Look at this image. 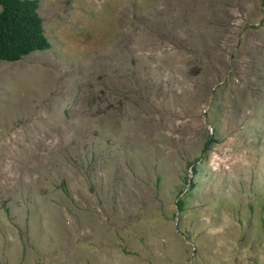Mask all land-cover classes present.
I'll return each instance as SVG.
<instances>
[{
    "label": "rangeland",
    "instance_id": "rangeland-1",
    "mask_svg": "<svg viewBox=\"0 0 264 264\" xmlns=\"http://www.w3.org/2000/svg\"><path fill=\"white\" fill-rule=\"evenodd\" d=\"M37 9L51 47L0 61V264H264V0Z\"/></svg>",
    "mask_w": 264,
    "mask_h": 264
},
{
    "label": "trees",
    "instance_id": "trees-1",
    "mask_svg": "<svg viewBox=\"0 0 264 264\" xmlns=\"http://www.w3.org/2000/svg\"><path fill=\"white\" fill-rule=\"evenodd\" d=\"M37 8L38 0H0V61L17 60L30 51L51 47ZM212 139L210 136L208 141ZM192 170L196 171L194 164ZM176 204L181 209L182 199Z\"/></svg>",
    "mask_w": 264,
    "mask_h": 264
},
{
    "label": "water",
    "instance_id": "water-1",
    "mask_svg": "<svg viewBox=\"0 0 264 264\" xmlns=\"http://www.w3.org/2000/svg\"><path fill=\"white\" fill-rule=\"evenodd\" d=\"M188 182H189V180H188Z\"/></svg>",
    "mask_w": 264,
    "mask_h": 264
}]
</instances>
